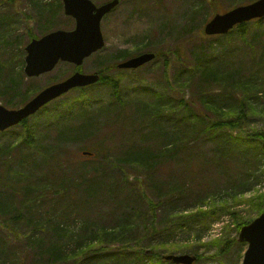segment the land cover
I'll return each mask as SVG.
<instances>
[{"label": "rangeland", "instance_id": "1", "mask_svg": "<svg viewBox=\"0 0 264 264\" xmlns=\"http://www.w3.org/2000/svg\"><path fill=\"white\" fill-rule=\"evenodd\" d=\"M92 1L100 5L109 0ZM251 2V0H121L119 6L102 20V31L106 41L104 48L88 57L79 69L86 73H92L107 66L109 60H119L118 62H120L123 60L119 59L122 53L138 54L144 51H156L161 47L166 52L165 57H159L137 70L112 68L106 74L118 81L121 89L117 91V94L121 98L128 97L134 92L149 87L168 90L176 100L178 99L179 85L176 91H170L171 89L163 75L166 69L164 62L167 59L169 60L167 70L173 78L179 72V69L193 68V64L205 57L211 61L220 62L228 69H240L239 76L243 79L237 80L240 84H242L240 81L244 82L245 78L249 79L250 75L257 72L253 69L257 65L260 73H257V84L254 83V85L261 86L262 92L259 93V99L252 94V99H254L257 108L248 110L245 113L246 117L248 115L245 120V130L251 133L253 131L264 132V30L259 32L257 39L252 40L250 37L245 40L238 32H235L230 38H225L224 35L208 36L204 32L205 24L215 14ZM39 8H48L46 14L41 13ZM52 9L55 11V17H53ZM44 22L47 24L46 26ZM74 26L75 20L64 12L63 0H0L1 104L8 108H18L44 87L63 80L77 70L78 67L73 63L60 62L54 70L40 76L28 77L24 71L27 54L26 45L30 41L28 30L35 32L37 37H41L47 32L59 28L72 29ZM182 29L184 32H182ZM251 29L252 35L256 29L255 24H252ZM149 44H151L150 50L146 47ZM142 48L147 49L140 51ZM178 48L183 52V60H179L177 56L176 51ZM262 60L263 63L260 64ZM22 72L25 76L21 78L19 74ZM110 81L107 80L85 88L83 92H80V89L72 90L29 117L27 127L22 123L9 129L8 132L16 139L22 136V139H33V142H35L34 139H41L50 143L52 139L54 140L55 135L53 132L52 134L49 133L50 123L60 121V116L64 118L72 105H80L81 103L83 105L89 104L87 107L99 113L101 121L106 120V116L110 111L109 108L118 102L114 97L116 91H112ZM173 82L178 84L175 80ZM258 86L256 87L259 88ZM240 88L244 89L245 87ZM228 89L233 90L234 88L228 86ZM242 89L239 91L245 93V90L242 91ZM199 92H202V90H198V87L193 84L187 90L185 102L189 103L188 105L193 107L196 112H205L208 116L215 117L216 106L212 104L209 107L204 106ZM213 92L220 93L221 89L215 85ZM241 92H239L240 96L243 95ZM25 97L28 98L23 101ZM98 107L103 108L99 111L96 109ZM228 108L230 107L228 106ZM79 109L73 113H77ZM137 129H139V126L136 129H131L132 132L136 130L135 137L141 135ZM33 130L40 132H35V138H32L30 134V131ZM91 132L94 135L83 134V140H79V145L72 147L76 153L81 147L86 148L84 150L95 148L97 142L109 138L108 136L113 131L101 125L99 131L93 130ZM237 132L238 130H235V133ZM130 136V140H132L134 136L131 134L123 137L117 134L113 137V141L116 144L127 143L130 142ZM208 140H205V137L196 139L193 145L188 144L186 146L187 151L179 147L180 144H178L176 154L172 153L169 156V161L161 167V179L172 181V184L166 185L156 193L157 197L163 198L161 199L163 206L159 208V226L166 227L167 231L162 233L163 235L154 236L155 239L150 242L151 246L150 243L145 242L148 239L142 241L141 244L149 249L155 246L154 243L167 240L168 242H164L166 243L165 249L160 245L156 246L163 249L162 254L199 255L200 261L194 264H242L247 244L238 241L241 228H238V221L234 219L231 212H236L235 216L240 217L239 222L252 221L259 215L249 201L253 203L264 197V150H261V147L264 146V139L260 142L262 146L259 150V158L255 159L251 154L249 155L252 157L251 161L246 158H237V164L229 159L224 160L223 163L226 164L227 168L225 169L224 166L222 171L219 168L223 165L218 166L211 162L215 145ZM118 149L119 146L117 145ZM189 150L194 156L193 162L190 164L180 162V159L188 154ZM2 153L11 154L6 140L0 142V158ZM81 154L83 153L81 152ZM116 155L122 158L123 154L117 152ZM246 162H250V167ZM52 163L49 165H52ZM76 170L79 171L80 168L70 166L65 161H60L59 165H55L52 175L44 176V183L47 182L48 184L44 190L51 188V185H53V188L55 184L61 183L66 175ZM249 171H252L254 175L252 174L249 178L250 181H247L245 176ZM1 173H5V167L0 164ZM128 174L130 185H127L121 179L119 181L118 177L113 179L111 175L112 180L118 186L111 190V194L106 191L110 195L106 204L95 207L89 212L80 211L70 215V220L67 219L69 214L65 213L66 217L62 219H67L68 224L71 225L72 233H63L61 238L52 228L39 229L34 224L27 223H23L19 227L22 232L8 231L3 227L5 222H2L3 219L6 220L5 215L8 216V214H0V248L4 251L3 259L4 256H7L9 258L8 264H43L42 261L50 258L54 240L59 239L58 241L64 247L72 248L78 245L79 237L76 234H79V229L84 225L85 218L105 221L107 225L111 224L113 222V212L123 204L121 200H125L129 195L132 183L135 179L144 177V172L140 168L132 169ZM10 180L16 181V177L12 179L11 176ZM107 182L109 186L112 185L110 179ZM182 183L190 184L188 191L184 189ZM177 184L180 185V188L176 187ZM121 189L125 192L119 197ZM181 189L189 195L178 194L173 196L175 192H180ZM236 190L241 191L238 193V199L241 202H238L232 196V193ZM211 194L216 197L215 206L210 201L213 197ZM204 196H207L208 200L205 201L207 203L204 202L203 204L199 200ZM44 199L42 203H39L42 206H40V211L43 216L52 212V210V213L60 211L55 209L56 194L47 193L44 195ZM222 204L230 206V211L220 213L219 209ZM2 205L3 203L0 204L1 207ZM201 209L209 211V213L199 215L194 222L178 224L176 221V217L182 213L184 215L196 214ZM214 209L219 212L212 215ZM107 215L108 217H106ZM73 216H77L78 219L73 220ZM11 218L9 216V219ZM42 220H44L43 217ZM145 231L144 233H147ZM138 236L139 233L136 232L114 236L113 238L108 236L104 240L97 239V241H105L104 244L108 246L103 247H108V250H120V245L123 242L130 243ZM217 238L225 242L232 241L231 243L234 246L240 244L243 251L241 252L237 247H234L231 255H227L228 250L220 253V246L212 244ZM233 239H236L237 243L233 242ZM135 243L137 244V242ZM135 243L133 241L130 244ZM136 250L141 253L144 252V249L137 246ZM129 251L132 250L129 248ZM21 256L24 257L22 262L18 260ZM1 262L0 255V264ZM58 264L63 263L59 262ZM65 264H72V262L69 261ZM116 264H122V261L118 260ZM138 264H143V262L140 261Z\"/></svg>", "mask_w": 264, "mask_h": 264}, {"label": "trees", "instance_id": "2", "mask_svg": "<svg viewBox=\"0 0 264 264\" xmlns=\"http://www.w3.org/2000/svg\"><path fill=\"white\" fill-rule=\"evenodd\" d=\"M39 4L38 2L40 7ZM39 9L41 13L46 14L48 8ZM52 14L55 17L54 10ZM252 24H255L256 29L251 35ZM44 25L47 24L44 22ZM261 30H264V17L242 23L223 37L230 38L235 32H238L245 40H248V37L252 40L259 37ZM28 37L31 40L37 35L32 30H28ZM146 47L150 50L151 44ZM147 48H142L140 51ZM154 52L157 54L156 58L165 57L166 54L164 48L161 47ZM176 52L179 60H183L184 56L181 49L178 48ZM135 55L137 54L122 53L119 59H126ZM118 61L109 60L107 66L100 70L104 75L101 82L111 80L109 83L112 91H116L114 97L118 100L114 106L109 108L110 111L106 120L101 121L100 114L87 107L89 104L86 103L84 106L81 103L80 105H72L64 118L60 116V121L50 123L49 133L55 134L54 140L52 139L50 143L41 139H34L35 142H33V139H22V136L16 139L11 136L9 130L0 131V136H2L0 142L6 140L9 153H11L10 155L2 153L0 158V164L5 167V173L0 174V204L3 203L2 207L0 206V214H8V216L5 215L6 220L3 219L2 222H5L3 227L11 232L15 230L22 232L19 227L23 223H27L34 224L39 229L52 228L61 238L63 233H72L71 225L67 222V219H71L70 215L80 211L89 212L93 208L108 202L109 193L111 194V190L118 186L112 180L111 175L113 179L118 177L119 181L121 179L130 185L128 174L130 170L140 168L144 172V177L135 179L129 195L125 200H121L123 204L113 212L111 224L107 225L105 221L85 218V223L80 227L79 234H76L79 237L78 245L72 248L64 247L58 241L59 239L52 240L53 249L50 252V258L42 261L43 264H58L59 262L65 264L69 261L72 264H116L118 260L122 261V264H138L140 261L143 264H172L162 258V250L166 248L164 242H168L167 240L154 243L155 246L149 249L141 243L146 239L148 240L145 242L150 243L155 239L154 236L163 235L162 233L167 231L166 227L159 226V208L163 206L161 200L163 198L157 197L156 193L166 185L172 184L170 180L161 179V167L169 161V156L172 153L176 154L178 144H180L179 147L187 151L186 146L188 144L193 145L196 139L201 137H205V140L209 139L208 141L215 145L211 162L218 166L223 165L219 168L220 171L224 166L225 169L227 168L226 164L223 163L224 160L229 159L237 164V158H246L251 161L252 157L249 156L251 154L255 159L260 157L259 150L262 146L260 142L264 139V132L253 131L251 133L245 130V120L248 117V115L245 116V113L257 108L254 99H252L253 95L259 99V93L262 92L261 86L256 85L259 87L257 88L254 85V83L257 84L256 75L260 73L257 65L253 67L257 72L250 75L249 79L245 78L244 82L240 81L242 83L240 84L237 81L243 80L239 76L240 69H228L220 62H214L205 57L193 64V68L179 69L173 78L167 70L169 66L167 59L164 62L166 69L163 75L171 89L170 91H176L179 85L178 99L175 100L168 90L149 87L134 92L125 98L118 96L117 91L121 89L118 81L111 76H105V73H108L110 69L117 68ZM262 63L263 60L260 64ZM19 76L24 77V72ZM173 80L178 84H175ZM193 84L198 87V90H202L203 93L199 92V95L201 94L204 106L209 107L211 104L216 106L215 117L208 116L205 112H196L193 107L188 105L189 103L185 102L187 90ZM215 85L221 89L220 93L213 92ZM228 86H232L234 89L229 90ZM240 89L245 90V93L239 91ZM84 90L80 89V92ZM239 92L243 95L240 96ZM27 98L25 97L23 101ZM78 108L80 109L77 113H73ZM101 108L103 107L96 109L100 111ZM27 120L23 122L26 127ZM101 125L110 128L113 132L108 136L109 138L97 142L96 147L89 150L92 154H81L86 149L84 147L79 148L77 153L72 149V147L79 145V140H83V134L94 135L91 131H99ZM138 126L137 131L141 135L135 137L136 130L132 132L131 129H136ZM235 130L238 132L235 133ZM37 131H30L32 138H35ZM38 133L40 132L38 131ZM117 134L121 137L131 134L134 137L132 140H130L131 136L129 137L130 142L116 144L113 137ZM117 145L119 146L118 150ZM261 150H264V146L261 147ZM117 152L123 154L122 158L116 155ZM193 160L194 156L189 150V153L185 154L180 162L190 164ZM60 161H65L70 166L80 168V170L69 173L61 180V183L55 184L53 188L51 185V188L44 190L48 185L47 182L44 183V176L52 175L55 165H59ZM51 162H53L52 165H49ZM162 162L165 163L161 164ZM249 163L246 162L250 167ZM252 174L254 175L252 171H249L245 176L247 181H250L249 178ZM11 176L12 179L16 177V181L10 180ZM108 179L112 181L110 186L107 182ZM182 184L184 189L188 191L190 184ZM176 187L180 188V185L177 184ZM121 190L119 197L125 192V190L122 192ZM240 192L236 190L232 193L238 202H241L238 199ZM47 193L57 195L55 209L60 211L52 213V210L43 216L40 211L42 206L39 203L45 200L44 195ZM178 194L189 195L181 189L180 192H175L173 196ZM211 196L213 197L210 201L215 206L216 197L214 194ZM206 200H208L207 196H204L199 201L204 204ZM249 203L251 206L253 205V209L258 214L264 211V197L253 203L249 201ZM228 210L230 211V206L227 204H222L219 209L220 213ZM219 211L212 210V215ZM65 213L69 214L66 220L62 219L66 217ZM204 213H209V211L201 209L196 214L184 215L182 213L176 217V221L178 224L194 222L196 217ZM231 214L238 221V228L250 222V220L239 222L240 217L235 216L236 212H231ZM9 216L12 218L9 219ZM76 219L78 217L73 216V220ZM136 232L139 233V236L133 241L137 244H130L133 241L130 243L123 242L120 245V250H108V247H103L108 246L104 244L105 241H97V239L104 240L108 236L113 238L114 236ZM231 242L217 238L212 244L220 246V253L228 250L227 255L232 254L234 247H237L241 252L243 251L240 244L234 246ZM233 242L237 243V240L233 239ZM157 245L162 246L163 249L157 248ZM136 246L144 249V252H138ZM129 248L132 251H129ZM0 255L1 264H8L9 258L4 256L3 259L4 251L2 248H0ZM23 259L24 257L21 256L18 260L22 262ZM56 261L58 262L56 263ZM198 261H200L199 257Z\"/></svg>", "mask_w": 264, "mask_h": 264}, {"label": "water", "instance_id": "3", "mask_svg": "<svg viewBox=\"0 0 264 264\" xmlns=\"http://www.w3.org/2000/svg\"><path fill=\"white\" fill-rule=\"evenodd\" d=\"M65 13L73 16V30L59 29L33 39L26 46L25 72L38 76L53 70L62 61L81 65L85 58L102 49L105 39L101 29L103 17L120 3L110 0L96 5L92 0H63ZM264 17V0L237 6L224 13H217L205 26L207 35L227 34L236 25ZM156 54L145 52L120 63V68H138L153 59ZM100 75L76 72L66 80L45 87L24 106L8 109L0 103V131L21 123L40 108L68 92L72 88L94 84ZM88 152H85L87 154ZM238 240L248 244L242 264H264V211L252 222L244 225ZM164 259L176 264H194L197 256L191 254H167Z\"/></svg>", "mask_w": 264, "mask_h": 264}]
</instances>
